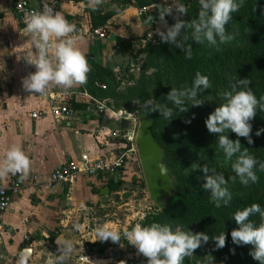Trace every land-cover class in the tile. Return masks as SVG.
<instances>
[{
    "label": "crops",
    "instance_id": "crops-1",
    "mask_svg": "<svg viewBox=\"0 0 264 264\" xmlns=\"http://www.w3.org/2000/svg\"><path fill=\"white\" fill-rule=\"evenodd\" d=\"M29 1L33 6L43 3ZM54 1L58 11L76 26V33L82 35L79 46L91 71L86 83L70 89L53 85L44 96L28 92L22 85L23 78L36 70L23 58L30 37L20 30L12 0H0V159L11 145L19 144L31 162L26 184L12 195L9 206L0 210V264H46L49 255L58 251V238L75 245L65 264H76L78 257L87 255L76 214L102 203L101 189L107 182H117L78 175L68 184H49L47 177L66 161L78 162L83 152L90 158L107 157L128 143L112 133H131L130 114L110 109L100 98L101 90L108 74L132 58L131 49L138 48L149 33H156L163 25L158 8L164 0H154L155 6L144 14H139L135 0H106L96 11L88 8L87 0ZM150 16L153 23L148 22ZM96 28L105 36L92 34ZM117 39L127 42L131 49H122ZM54 100L70 105L74 112L70 119L52 117L50 105ZM97 103L103 104V112L96 109ZM33 112L42 114L33 118ZM113 192L110 190L109 199ZM27 248L30 253L24 257L22 251ZM95 259L107 264V259ZM92 261L88 256L87 262Z\"/></svg>",
    "mask_w": 264,
    "mask_h": 264
},
{
    "label": "rangeland",
    "instance_id": "rangeland-1",
    "mask_svg": "<svg viewBox=\"0 0 264 264\" xmlns=\"http://www.w3.org/2000/svg\"><path fill=\"white\" fill-rule=\"evenodd\" d=\"M176 3L183 4L187 11L192 9L188 2L176 0ZM177 15L174 8L173 13L165 17L168 26L176 22ZM179 19L187 22L192 20L188 12L179 15ZM160 29L166 31L162 24ZM183 31L181 36L192 40L198 48V53L203 57H216L225 52L239 51L247 46V39L239 36L236 31L230 33L235 37L231 42L220 43L217 38L216 45L207 42L196 43L192 39L191 29ZM146 39L138 48L131 49L133 56L123 67L115 73L108 74L106 86L102 88L100 98L105 99L110 109L123 111L126 116L130 114L133 122L131 132L134 134V143L139 126L137 112L144 111L154 119L153 131L165 149L170 175L174 182L184 189L186 197L189 194L201 201L213 203L210 191H205L201 187L205 183V173L202 168L206 164L210 169L223 174L228 180L226 187L231 193L230 201L241 199L252 189L251 184L254 183L250 182L245 186L240 183L238 177L235 181L231 179L235 176L231 165L236 157L229 160L225 156L218 143L211 139L218 134L210 133L205 121L215 108L224 102L223 93L230 90L231 83L239 79H249L250 87L259 99L264 96V81L258 80L246 69L225 71L222 67H214L210 70L206 68L194 71L190 64L181 61L180 53L178 48L174 47L175 45L163 46L161 38L156 33ZM197 72L209 78L211 87L199 93L198 99L202 101L199 106H193L192 102L188 101L187 111L181 113L166 100L167 94L172 87L180 89L182 86H191ZM149 99L156 104H167L172 107L174 117L168 120L160 116L158 111L152 112L150 108H146L145 102ZM250 123L252 124L251 136L254 139L257 126L264 127V110L258 108ZM227 134L235 133L229 130ZM237 138L241 142V149L246 148L249 154L254 156L256 150L253 144H249L244 137L237 136ZM128 166L126 178L116 183L110 199L81 209L76 214L75 223L80 224L79 234L84 241L89 258L107 259V264H147V258L139 254L136 247L123 238L118 243L110 239L96 240V228L103 224H107L110 229L120 231L121 235L125 227L130 230L137 223L149 226L158 222L171 226L173 230L179 227L183 231L206 234V227L213 232H232L239 227L232 218L234 212L226 216H218L204 227L201 216L188 217L187 208L184 210L182 208L179 213L162 211L149 196L139 154ZM256 175L259 179L258 183L264 181V171L260 170ZM210 244L211 238L207 243L202 242L192 256L184 258L182 264H210V259L213 258L210 253ZM114 248L118 250V254L115 258H111L110 252ZM103 262L105 260L94 259L93 263L85 262L84 264H103ZM214 264H216L215 260Z\"/></svg>",
    "mask_w": 264,
    "mask_h": 264
},
{
    "label": "clouds",
    "instance_id": "clouds-1",
    "mask_svg": "<svg viewBox=\"0 0 264 264\" xmlns=\"http://www.w3.org/2000/svg\"><path fill=\"white\" fill-rule=\"evenodd\" d=\"M105 2L106 0H87V6L96 11ZM198 2L200 6L198 18L190 22L179 19V15L188 11L183 4L176 3V0H172L171 4L165 0V3L158 8L159 19L163 22L166 31L158 28L156 34L163 42L182 49L188 59H191L192 55L191 46H185L183 39L187 37L181 38L182 30L191 29L192 39L196 43L207 42L216 45L217 38L220 43L231 42L235 37L226 31L225 25L231 19L232 13L239 12L244 0H198ZM174 8L178 13L175 17L176 22L168 26L165 17L171 15ZM148 22L153 23L154 18L148 17ZM22 34L30 37L27 42L30 47L23 53V58L28 65L36 69L22 80L26 91L46 96L53 85L70 89L74 85L86 83L91 68L84 51L79 46L82 35L76 33V26L70 23L61 11H54L49 5V0H43L41 10L25 12ZM152 35L153 33H149V38ZM250 84L251 81L247 78L231 83L230 90L223 93L224 102L216 107L205 121L208 131L218 134V146L225 156L229 160L236 157L231 165L235 176L231 179L235 181L238 177L240 183L245 186L250 182H257L258 177L254 169L258 161L246 148L241 149L239 139L232 140L224 133L230 130L238 137L246 138L249 144L254 142L250 121L254 119L258 108L264 110L262 103L264 96L258 99ZM210 87L209 78L197 72L191 86H182L180 89L172 87L166 100L183 113L187 111L188 101H191L193 106H199L202 103L198 99L199 93ZM145 107L150 108L152 112L158 111L165 119L171 120L174 117L173 108L167 104H156L149 99L145 102ZM256 134L260 135V131ZM30 163L22 147L13 144L0 159V178L9 173L13 175L19 173L23 180L29 173ZM259 168L264 171V163H259ZM202 170L205 173V183L201 187L205 191H210L215 206L219 208L228 205L231 200V193L226 187L228 180L206 164L203 165ZM257 214L260 221L258 224L250 219ZM232 218L239 225L231 232L232 241L238 245H253L250 255L264 264V209H261L259 204L253 203L235 211ZM96 235V240L110 239L114 243L120 242L123 238L135 246L139 254L147 258V264H182L185 257L192 256L201 243H207L210 238L215 241L217 248H223L226 243L224 232L210 237L204 232L193 233L183 231L179 227L173 230L171 226L158 222L149 226L137 223L130 230L125 227L122 235L120 231L110 229L107 224H103L96 228ZM56 244L58 251L49 255L46 264H65L74 251L75 245L72 241L58 238ZM20 264H23V261ZM210 264H214V258L210 259Z\"/></svg>",
    "mask_w": 264,
    "mask_h": 264
},
{
    "label": "trees",
    "instance_id": "trees-1",
    "mask_svg": "<svg viewBox=\"0 0 264 264\" xmlns=\"http://www.w3.org/2000/svg\"><path fill=\"white\" fill-rule=\"evenodd\" d=\"M135 1L136 4H138V7H142L149 5L154 0ZM181 2H188L192 6V9L188 11L190 18H198L200 7L198 0H181ZM225 28L228 33L236 31L239 36L247 39V46L239 51L225 52L220 56L203 57L198 53V48L192 40L183 39L185 36H181L185 46H191L192 52L191 59H188L186 58L183 50L178 48L181 61L186 64H190L194 71L206 68L210 70L214 67H222V70L225 71H239L241 69H246L254 74L258 80L264 81V0H244L243 6L240 8L239 12L232 13L231 19L226 23ZM162 43L165 47L167 45H174L163 41ZM117 45H120V47L124 50L131 49L128 48L129 44L127 42H123L121 39H117ZM158 46L159 45H157V47ZM174 47L177 48L176 46ZM73 106L78 107L76 103H73ZM147 116L152 120V135L164 151V162L166 163L168 169V157L165 154V149L161 140L153 131L154 119L148 114ZM257 131H260V135L256 134ZM224 134L228 135L232 140L239 139L235 134H227V132ZM254 135V142L252 144L256 150L254 157L258 161L254 171L257 174V172L260 171L259 163H264V127L262 125L257 126ZM217 137L218 135H215L212 136L211 139L218 143ZM107 185L110 190H113L116 184L107 182ZM175 185V193L166 199L163 206H160L162 211L166 213H172L173 211H175V213H179L182 208L183 210L187 208L188 217L201 216L202 226L204 227H206L205 224H208L218 216H226L232 212L235 213V211L242 210L253 203L259 204L261 209H264V181L261 183H258L257 181L254 184H251L252 189L249 192H246L241 199L232 200L228 205H222L219 208L215 206L214 202L201 201L189 194L188 197H186L184 189L176 183ZM179 207L181 208L177 211ZM250 219L255 221L257 224L260 222L258 214L253 215ZM206 231L207 234L211 235L210 237L221 233L213 232L207 227ZM224 233L226 235V243L223 248H217L215 241L211 239L209 248L216 264H261L260 261L253 259L250 255V252L254 247L253 245L235 244L232 241L231 232L224 231Z\"/></svg>",
    "mask_w": 264,
    "mask_h": 264
},
{
    "label": "built area",
    "instance_id": "built-area-1",
    "mask_svg": "<svg viewBox=\"0 0 264 264\" xmlns=\"http://www.w3.org/2000/svg\"><path fill=\"white\" fill-rule=\"evenodd\" d=\"M165 0L163 1V4ZM168 4L172 3V0H167ZM14 11L19 19L21 25V32L24 31V14L32 10H41L43 3L40 6H33L29 0H12ZM49 5L53 7L54 11L59 10L57 1H50ZM155 3L139 7V14H144L150 8H153ZM92 34L102 38L105 36V32H101L98 28L92 29ZM96 109L99 112L104 111V106L101 103H97ZM50 112L54 119L67 118L70 119L73 115V109L64 101L54 100L50 105ZM41 112H33L32 117L36 118L41 115ZM113 136H121L126 139L127 144L120 148L117 152L111 153L110 156L90 158L88 154L82 153L78 162L66 161L61 166L55 168L47 177V182L68 184L76 179L78 175H86L89 177L101 178L102 180H112L113 182H119L126 178L129 164L132 163L133 158L138 156V150L134 143V134H120L117 132L112 133ZM26 184V179L21 180L20 174L15 175L9 173L5 179L0 178V210H5L9 204L11 197L14 193L21 190ZM25 239L28 240L29 236L26 235ZM88 261L87 255H81L78 257L76 264H83Z\"/></svg>",
    "mask_w": 264,
    "mask_h": 264
},
{
    "label": "water",
    "instance_id": "water-1",
    "mask_svg": "<svg viewBox=\"0 0 264 264\" xmlns=\"http://www.w3.org/2000/svg\"><path fill=\"white\" fill-rule=\"evenodd\" d=\"M137 116L139 126L135 135V144L149 196L151 200L160 207L164 205L167 198L175 193L176 185L164 162V151L153 138L151 131L152 120L148 118L147 114L143 111H138ZM100 194L101 201H107L110 194L109 186H104ZM123 196L125 195L123 194ZM22 252L24 257H28L30 248L24 249ZM117 254L118 250L114 248L110 252V257L115 258Z\"/></svg>",
    "mask_w": 264,
    "mask_h": 264
},
{
    "label": "bare ground",
    "instance_id": "bare-ground-1",
    "mask_svg": "<svg viewBox=\"0 0 264 264\" xmlns=\"http://www.w3.org/2000/svg\"><path fill=\"white\" fill-rule=\"evenodd\" d=\"M94 259H95V258H93V261H92V263L94 262Z\"/></svg>",
    "mask_w": 264,
    "mask_h": 264
}]
</instances>
